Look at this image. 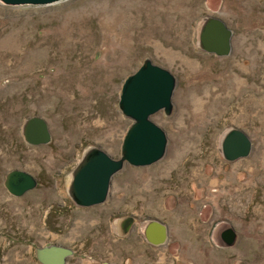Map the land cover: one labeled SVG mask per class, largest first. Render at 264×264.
Returning <instances> with one entry per match:
<instances>
[{
    "label": "rangeland",
    "instance_id": "374dc122",
    "mask_svg": "<svg viewBox=\"0 0 264 264\" xmlns=\"http://www.w3.org/2000/svg\"><path fill=\"white\" fill-rule=\"evenodd\" d=\"M211 17L233 32L228 57L201 48ZM147 59L177 80L171 114L152 117L166 154L151 166L127 165L109 202L76 207L69 188L84 155L121 156L132 124L118 108L122 84ZM32 117L47 123L48 144L25 141ZM235 129L253 150L228 162L222 143ZM13 170L37 187L11 196L4 182ZM122 212L127 237H142L147 221L166 224L168 244L155 248L153 264H264V0L0 2V264H40L36 250L48 244L80 253L89 237L85 255L66 264L124 248L107 238L125 237L107 224ZM227 229L236 233L230 247Z\"/></svg>",
    "mask_w": 264,
    "mask_h": 264
},
{
    "label": "water",
    "instance_id": "95a60500",
    "mask_svg": "<svg viewBox=\"0 0 264 264\" xmlns=\"http://www.w3.org/2000/svg\"><path fill=\"white\" fill-rule=\"evenodd\" d=\"M64 0H0L8 6H47ZM233 32L225 22L211 17L200 33V44L204 52L217 57H228L232 51ZM177 86L175 76L168 70L144 60L135 73L128 76L121 88L118 108L122 115L131 120L121 147V156L113 159L99 148L90 149L72 174L69 188L71 201L80 208L103 205L109 200L113 178L129 165L147 167L162 160L167 151L168 140L165 131L153 122L152 117L160 111L170 115L172 98ZM25 141L32 146L46 145L51 141L47 123L38 117L30 118L23 129ZM253 143L242 130H231L222 143V153L228 162L248 158ZM7 192L21 197L35 189L36 179L29 173L13 170L5 180ZM160 229V239L155 245H166L167 229L159 222H153ZM225 245L230 247L236 240L233 229L222 234ZM73 251L58 245L48 244L36 250L40 264H66Z\"/></svg>",
    "mask_w": 264,
    "mask_h": 264
},
{
    "label": "crops",
    "instance_id": "0c3cea01",
    "mask_svg": "<svg viewBox=\"0 0 264 264\" xmlns=\"http://www.w3.org/2000/svg\"><path fill=\"white\" fill-rule=\"evenodd\" d=\"M110 197H111V192H110ZM110 197H109V200H110ZM125 213L127 212L120 213V216L118 217V219H115L113 221H108L107 223L108 226H114V229L121 231V233L125 231L126 234L122 235L125 237H121L118 235L117 237H107V238H113L111 242L115 245L121 242H125L126 246L124 248L117 249L113 245L112 247L115 248V250L110 249V250L105 251V253H99V254L93 252L88 257V259H85L86 261L84 259L81 260L84 262H80V264H153V259H154L153 252L155 251V248H158L157 246H160V245H155L154 241H157L161 238L160 229L157 226H154V224L151 226H147L148 222H146L145 224H143V228H142L143 236L142 237H138V236L127 237L126 230H123L124 229L123 222L124 220H127L128 218V216H126ZM156 221L159 222L160 224H163L158 220ZM136 224H137V220L134 219L133 224L130 226L128 236H130L132 232L135 230ZM163 225H165L167 229L166 224H163ZM167 236H168V230H167ZM89 238L85 239L84 240L85 242L81 244L80 248L82 250L80 253L77 250H75L76 247L74 246H71V248L69 247L73 251L74 253L73 255L75 254H81L83 256L85 255L84 245L86 244V242L89 241ZM139 238H140V241H139Z\"/></svg>",
    "mask_w": 264,
    "mask_h": 264
},
{
    "label": "bare ground",
    "instance_id": "6f19581e",
    "mask_svg": "<svg viewBox=\"0 0 264 264\" xmlns=\"http://www.w3.org/2000/svg\"><path fill=\"white\" fill-rule=\"evenodd\" d=\"M3 42H5V43H7L9 46V48H12L13 46H14V44L13 43H11L10 44V40L9 39H5V40H3ZM11 46V47H10ZM24 129V128H23ZM81 162V161H80ZM9 174V173H8ZM7 177V176H6ZM114 179V178H113ZM6 180V179H5ZM37 181V180H36ZM71 181H72V179H71ZM113 182V181H112ZM5 183V182H4ZM37 185H38V182H37ZM37 187V186H36ZM35 187V188H36ZM112 187V186H111ZM110 192H111V190H110ZM110 197V196H109ZM109 201V200H108ZM74 204V203H73ZM75 205V204H74ZM76 206V205H75ZM77 207V206H76ZM153 222H157V221H151L150 222V224H149V226H151V225H153ZM163 225V224H162ZM74 254V253H73ZM73 256V255H72Z\"/></svg>",
    "mask_w": 264,
    "mask_h": 264
},
{
    "label": "flooded vegetation",
    "instance_id": "af4514ba",
    "mask_svg": "<svg viewBox=\"0 0 264 264\" xmlns=\"http://www.w3.org/2000/svg\"><path fill=\"white\" fill-rule=\"evenodd\" d=\"M151 221H156V220H150V221H147V222H148L147 226H149V224H150ZM168 239H169V238H168ZM167 244H168V241H167ZM162 246H164V245H162Z\"/></svg>",
    "mask_w": 264,
    "mask_h": 264
}]
</instances>
